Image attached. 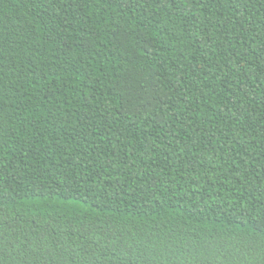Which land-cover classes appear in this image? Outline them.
I'll use <instances>...</instances> for the list:
<instances>
[{
  "label": "trees",
  "instance_id": "trees-1",
  "mask_svg": "<svg viewBox=\"0 0 264 264\" xmlns=\"http://www.w3.org/2000/svg\"><path fill=\"white\" fill-rule=\"evenodd\" d=\"M0 264H264V0H0Z\"/></svg>",
  "mask_w": 264,
  "mask_h": 264
}]
</instances>
